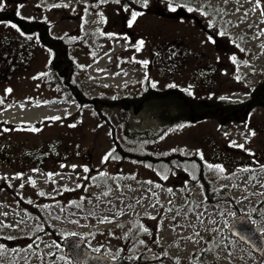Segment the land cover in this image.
<instances>
[{"label":"rangeland","instance_id":"1","mask_svg":"<svg viewBox=\"0 0 264 264\" xmlns=\"http://www.w3.org/2000/svg\"><path fill=\"white\" fill-rule=\"evenodd\" d=\"M176 3L171 11L169 0H0L68 43L71 83L87 98L138 97L147 81L203 104L247 100L264 75V0ZM132 11L142 14L129 26ZM71 93L52 51L0 22V264H78L59 243L69 235L132 264H264L228 229L242 213L264 236V102L223 123L187 119L170 99H154L138 112L103 107L106 123ZM112 131L155 159L196 157L216 194L206 200L186 163L116 156ZM101 173L121 185H95ZM18 197L40 207L55 232L38 241V219Z\"/></svg>","mask_w":264,"mask_h":264},{"label":"trees","instance_id":"2","mask_svg":"<svg viewBox=\"0 0 264 264\" xmlns=\"http://www.w3.org/2000/svg\"><path fill=\"white\" fill-rule=\"evenodd\" d=\"M188 5L190 4L188 3ZM190 6L193 8L196 7L195 4ZM202 9L208 11L209 13L210 11L213 12L212 7H207L206 5H204ZM217 12L218 10L216 13ZM0 22H8L11 25H15L17 31H20L25 36H37L41 44L52 51V64H54L57 73L60 75L63 85L68 86L72 92L71 94L77 99L79 108H83L86 104H92L93 110L99 118L105 122L107 121L106 123H109V118L103 113V107H121L122 109L131 108L134 112H138L146 105V103L154 99H170L178 115L187 119L202 121L206 118L216 117L223 123L236 120L244 121L253 107L264 102V75L263 79L250 89V97L245 101L237 103L217 100L212 104H203L199 99H196L192 94L185 90L174 88L167 91H157L153 89L147 81L144 82L143 93L139 94L138 97L131 98L128 96H121L113 97L111 99H103L99 97L87 98L81 95L78 91V87L71 83L73 66L71 59L67 55L68 43L60 38L50 35L49 25L47 23L44 21L21 18L15 10H11L7 7L3 8L1 6ZM111 128L114 129V127ZM112 136L114 138L113 143L115 149L113 152L116 156H118V154L119 156L121 155V159L130 161L136 160L146 164H148L152 159L157 162L162 160L164 163L171 164L173 166L177 165L178 167H182L183 164L186 163L188 166H193L195 168V172L197 168L196 177L198 184L203 190L206 200L210 201L211 197L216 194L211 191L209 181L205 177V167L196 157L186 158L182 155L173 153L169 157L155 159L146 151L129 148L125 144H121L120 141L116 139L113 131ZM120 180L121 179L118 176H101V174L91 177V181H94L95 185H121ZM18 204L30 218L35 217L38 219V224L35 228L36 231L33 233L34 237L38 241L43 240L48 235L55 232V228L50 226L44 211L40 207L36 206L34 203L23 201L19 197ZM254 217L255 216L253 215V218ZM85 241L87 242V239H85ZM132 262L134 261L132 260ZM132 262L130 261L131 264Z\"/></svg>","mask_w":264,"mask_h":264},{"label":"water","instance_id":"3","mask_svg":"<svg viewBox=\"0 0 264 264\" xmlns=\"http://www.w3.org/2000/svg\"><path fill=\"white\" fill-rule=\"evenodd\" d=\"M228 229L232 236L249 246L264 261V236L248 216L242 213L234 215ZM59 243L65 254L78 264H131L125 258H111L92 249L80 235L66 236Z\"/></svg>","mask_w":264,"mask_h":264},{"label":"snow or ice","instance_id":"4","mask_svg":"<svg viewBox=\"0 0 264 264\" xmlns=\"http://www.w3.org/2000/svg\"><path fill=\"white\" fill-rule=\"evenodd\" d=\"M117 2H119V0H117ZM144 6H146V0H145V5ZM181 6H183V5H181V4H179V3H176V6H173L172 5V0H169V8H170V10L171 11H176L177 10V8L178 7H181ZM257 6H259V0H257ZM125 10H127V8L125 9ZM194 9H192V8H188V11H193ZM142 13H139V12H136V11H132L131 12V20L129 21V26H131V23L133 22V21H135V19L139 16V15H141ZM12 27H16L15 25H12ZM221 34H223V33H221ZM143 45V41H140L139 42V46H142ZM137 50H139V47H138V49ZM233 60L235 61V57H233ZM142 63H144L145 65L147 64V61H144V62H142ZM154 86V85H153ZM170 86H174V85H170ZM8 91H11L10 89L8 90ZM191 94V93H190ZM0 102H2V101H0ZM54 119H59V117H55ZM72 126H75V125H72ZM254 134V133H253ZM112 154L111 153H109L108 155H106L105 157H104V160L106 161L110 156H111ZM73 167H75V166H73ZM85 171H88V169L87 168H85ZM220 171H223V169H220ZM49 175H51V174H49ZM103 175H105L104 173H101V176H103ZM166 178V177H165ZM34 183V182H33ZM149 183H151V182H149ZM105 194H107V193H105ZM152 219H155V217H152ZM101 222H107V220H106V218H105V220H102ZM141 228H143V225H141ZM144 231H147V229L146 228H144L143 229ZM141 243H143V241H141ZM29 247H31V245L29 246ZM13 251H15V250H13ZM4 254V246L3 245H0V256H2Z\"/></svg>","mask_w":264,"mask_h":264}]
</instances>
